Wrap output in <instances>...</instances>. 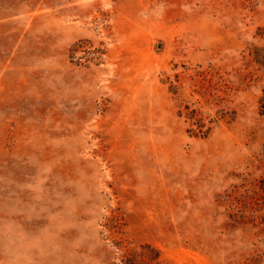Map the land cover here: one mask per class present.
I'll use <instances>...</instances> for the list:
<instances>
[{
  "label": "rangeland",
  "instance_id": "374dc122",
  "mask_svg": "<svg viewBox=\"0 0 264 264\" xmlns=\"http://www.w3.org/2000/svg\"><path fill=\"white\" fill-rule=\"evenodd\" d=\"M252 46L264 0H0V264H264Z\"/></svg>",
  "mask_w": 264,
  "mask_h": 264
},
{
  "label": "trees",
  "instance_id": "16d2710c",
  "mask_svg": "<svg viewBox=\"0 0 264 264\" xmlns=\"http://www.w3.org/2000/svg\"><path fill=\"white\" fill-rule=\"evenodd\" d=\"M248 54L252 62L258 66V70L261 72L264 81V47L252 46L251 49H249ZM258 114L264 124V84L262 86L261 96L258 100ZM196 117V111L191 110L190 118L195 119ZM196 120L197 127L190 129L191 133H193L195 137L206 138L209 135L211 128L205 127L200 118ZM122 264H161L160 252L149 244L140 245L137 250L124 256Z\"/></svg>",
  "mask_w": 264,
  "mask_h": 264
}]
</instances>
